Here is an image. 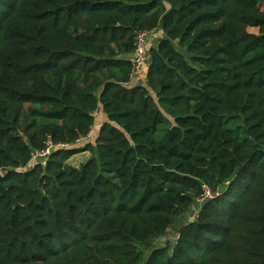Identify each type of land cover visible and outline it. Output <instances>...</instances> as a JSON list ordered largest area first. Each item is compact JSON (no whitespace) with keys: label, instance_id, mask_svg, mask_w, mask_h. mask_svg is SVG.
I'll return each instance as SVG.
<instances>
[{"label":"trees","instance_id":"16d2710c","mask_svg":"<svg viewBox=\"0 0 264 264\" xmlns=\"http://www.w3.org/2000/svg\"><path fill=\"white\" fill-rule=\"evenodd\" d=\"M0 173V264H264V0H0Z\"/></svg>","mask_w":264,"mask_h":264},{"label":"rangeland","instance_id":"374dc122","mask_svg":"<svg viewBox=\"0 0 264 264\" xmlns=\"http://www.w3.org/2000/svg\"><path fill=\"white\" fill-rule=\"evenodd\" d=\"M249 31L250 32H252V33H256L257 32V30L256 29H249ZM160 37H161V31H159V32H154V33H151V34H149V37H148V50H149V47L150 46H154V45H156L158 42H157V40H159L160 39ZM148 59H149V56H148ZM146 69H147V67H146ZM144 71H145V68L143 69ZM142 70V71H143ZM97 120H98V123H101V121H100V118H97ZM96 127V126H95ZM90 157V154H88V153H84V154H79V155H75V156H73L71 159H70V163L72 164V165H74V166H81L85 161H86V159L87 158H89ZM201 203H200V201L198 202V204H196V206H195V209L193 208V211H191V213L190 214H186L182 219H180L179 221L180 222H189V221H192V220H194L195 218H196V216H195V213L194 212H196L197 211V209H198V207H199V205H200ZM178 221V222H179ZM177 225H178V223H177ZM176 230H177V228L174 230V231H171L169 234H168V236H166V237H164V238H162V239H160V240H158L157 241V245L158 246H165L167 243H169V242H175L176 241V238H177V232H176Z\"/></svg>","mask_w":264,"mask_h":264},{"label":"built area","instance_id":"2783aa9c","mask_svg":"<svg viewBox=\"0 0 264 264\" xmlns=\"http://www.w3.org/2000/svg\"><path fill=\"white\" fill-rule=\"evenodd\" d=\"M148 37H149L148 33H139L137 36L136 54L134 57V63L136 65L137 72H140L147 62ZM93 133H94V130L91 131L88 137L82 138L81 142L91 139ZM51 148L52 146L48 147L45 151L36 153L35 155H33V159L36 160L38 158L47 157L50 153ZM203 188L205 191V198H210L211 197L210 190L206 186H203Z\"/></svg>","mask_w":264,"mask_h":264},{"label":"crops","instance_id":"0c3cea01","mask_svg":"<svg viewBox=\"0 0 264 264\" xmlns=\"http://www.w3.org/2000/svg\"><path fill=\"white\" fill-rule=\"evenodd\" d=\"M159 31H161V37H160V39L163 37V32H162V30L161 29H158L156 32H159ZM159 39V40H160ZM159 40H157V42H159ZM158 44V43H157ZM157 44L156 45H154V46H150L149 48H151V47H156L157 46ZM133 57H135V56H132V59H133ZM147 72H148V68L146 69V67H145V71L143 70L142 71V73H138V74H136V76H134V78H133V84H142V85H145L146 84V82H147ZM97 118H100V121H101V123H98V120H96V127L94 128V130L96 129L97 130V128H99L100 126H101V124H103L104 122H106V120H107V117H106V115L102 112V111H99L98 112V114H97ZM81 154H84V153H81ZM89 154V153H88ZM79 155V154H78ZM77 156V155H76ZM90 158V157H89ZM89 158H87L86 160H88Z\"/></svg>","mask_w":264,"mask_h":264},{"label":"water","instance_id":"95a60500","mask_svg":"<svg viewBox=\"0 0 264 264\" xmlns=\"http://www.w3.org/2000/svg\"><path fill=\"white\" fill-rule=\"evenodd\" d=\"M2 181V174L0 173V191L4 197H7L10 201H12L14 204H16V201L8 194V192L4 189V187L1 184Z\"/></svg>","mask_w":264,"mask_h":264}]
</instances>
